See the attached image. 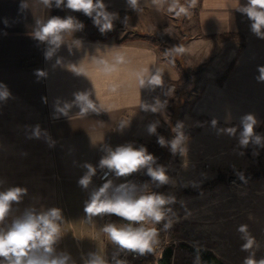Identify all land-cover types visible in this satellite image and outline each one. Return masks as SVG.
Listing matches in <instances>:
<instances>
[{"label":"crops","instance_id":"1","mask_svg":"<svg viewBox=\"0 0 264 264\" xmlns=\"http://www.w3.org/2000/svg\"><path fill=\"white\" fill-rule=\"evenodd\" d=\"M104 2L108 8L133 10L126 0ZM21 3L26 7L22 9ZM240 3L243 5L246 0ZM235 7V0L199 1L193 36L180 44L181 56L195 65L207 61L219 71L232 60L233 64L221 83L216 80L217 74L205 77L199 95L186 113L178 115L176 122H186L182 129L185 135L189 132L204 136L211 143L208 150L217 148L218 144L213 145L212 141L220 137L222 150L226 149L225 142L227 149L237 154L241 148L264 149L253 143L247 147L239 144L241 117L246 114L255 115L258 123L254 132L264 137V82L256 79L258 67L264 66V40L251 33V22ZM139 9L128 17L132 27L137 23L160 26L166 22V5L157 9L151 0H140ZM74 13L64 7L57 8L54 3L46 7L40 0H0V84L11 93L6 102L0 101V178L5 180L4 187L28 189L23 201L13 206L5 224H10L29 206L61 208L65 217L64 236L57 250L70 253L80 264L81 256L93 251L109 257L111 244L100 228L109 221L122 222L114 215L94 218V223L86 220L84 202L91 190L104 181L95 176L89 189H82L78 185L86 171L82 165L97 166L105 146L115 148L135 138L150 136L147 125L151 122L159 120L158 127H163L169 118L166 109L155 114L145 112L140 109V103L141 100L153 103L156 98L167 101V89H141L137 73L146 68L160 69L163 81H168L179 79L180 70L145 37L117 40L91 37L85 31L66 36L53 57L46 59L49 45L33 35L37 21L46 22L52 16L65 18ZM226 34H237L240 38L222 36ZM76 40L81 42L79 47ZM239 44H242L240 50ZM116 53L123 54L125 62L109 73L95 62L102 58L111 63ZM58 59L64 67H53ZM69 64L77 65L86 74L75 75L66 67ZM206 68L210 69V65ZM36 70L47 75L38 78ZM77 90L92 91L93 99L105 111L80 117L76 115L78 109L73 108L70 118L52 119L56 99L70 101ZM213 119L217 121L215 127L211 123ZM121 121L129 122L122 134L116 130ZM37 124L56 141L55 147L49 148L43 138H27L31 127ZM192 126L196 130H184ZM229 127L237 128L234 136L222 131ZM25 152L27 156L22 155ZM112 179L120 184L117 178Z\"/></svg>","mask_w":264,"mask_h":264},{"label":"clouds","instance_id":"2","mask_svg":"<svg viewBox=\"0 0 264 264\" xmlns=\"http://www.w3.org/2000/svg\"><path fill=\"white\" fill-rule=\"evenodd\" d=\"M46 6L55 7L81 12L92 19L94 26L98 28L101 34L112 31L114 22L120 20L117 12L109 11L104 0H40ZM128 7L138 11L140 0H126ZM151 4L157 9L167 6V11L176 16L187 15L190 7H194L196 0H190L188 5L182 4L181 0H151ZM236 11L246 16L250 23L251 33L258 39L264 40V0H246L241 4L240 0H235ZM20 7H26L21 3ZM125 26L128 23V17L125 16L121 21ZM85 25L76 17L69 15L65 18L52 16L46 22L37 21V29L33 35L40 42H46L49 45L45 53L46 59H51L56 51L65 43L66 36L83 31ZM80 41L76 40L77 47ZM171 52L179 55L183 52V47L173 46ZM95 59V58H94ZM97 64L103 65V71L109 73L115 70V66L125 62V57L121 53H116L113 61L109 63L105 59H96ZM64 67L61 60H57L53 65ZM68 67L75 75H84L82 68L75 64H69ZM259 75L257 82H264V66L258 67ZM38 78L45 77L46 72L36 70ZM138 83L141 89L151 88L155 90L164 84L163 73L160 69H143L137 73ZM167 95V93H165ZM11 97L8 88L0 84V101L6 102ZM46 102V101H45ZM167 107V101L156 98L153 103H147L141 100L140 109L145 112L160 113ZM76 108V115L87 117L95 113L99 114L103 109L102 105L93 99V92L90 90H77L72 93V99L62 100L57 98L54 103L52 119H59L61 116L70 118V111ZM215 127L217 121L212 120ZM258 121L254 114H246L241 117L242 131L239 133V144L241 147H247L250 143L264 147V137L254 132ZM160 121H154L147 125L149 135L157 136V143L160 147H167L173 155L177 153L181 156L187 152L188 137L182 131L183 124L177 122L172 131L175 136L171 140H166L164 136L159 135L157 128ZM129 126L128 121H121L117 126V131L121 134ZM228 135L234 136L237 128L229 127L223 129ZM28 139H44L49 148L55 147L56 141L52 139L47 130H42L37 124L31 127V133ZM104 155L100 158L98 165L84 163L82 167L86 169L79 178L78 185L88 190L96 176L97 170H101L104 181L100 186L94 187L89 193L88 199L84 202L83 211L86 220L94 223V218H103L105 216H116L123 222L116 223L109 221L101 228L109 243L113 245V252L109 259L107 255L98 251L89 252L82 255L80 264H129L127 259L121 258L128 254L136 257L153 253L159 245V230L156 225L163 223L165 231L172 228L176 222L173 218L176 213L170 207L175 204L176 197L173 195H164L149 191L147 183L137 185L132 182L114 183L110 178H126L142 170L150 177L153 184L157 187L170 183V177L167 174L165 166L157 163V157L150 153L144 145L135 146L133 143L124 145L103 147ZM242 154V153H241ZM27 156V153H22ZM253 155H258L254 152ZM243 180V174H240ZM5 180L0 178V264H77V261L66 251H58L57 246L64 236L63 225L65 217L63 210L59 207H49L37 209L35 206H29L22 214L12 219L10 224H5L12 212L14 205H19L28 194V189L22 186L4 187ZM237 231L241 234L244 243L241 250L249 252L245 258L244 264H264V258L255 259V253L251 252L258 247L255 238L249 233L248 225L241 224ZM194 264H201L199 255L194 259Z\"/></svg>","mask_w":264,"mask_h":264},{"label":"rangeland","instance_id":"3","mask_svg":"<svg viewBox=\"0 0 264 264\" xmlns=\"http://www.w3.org/2000/svg\"><path fill=\"white\" fill-rule=\"evenodd\" d=\"M199 1L196 0L195 6L189 8L187 15L176 16L166 10V22L163 25L137 23L132 27L129 21L125 26L121 23L122 20H117L114 22L113 30L105 34H101L92 19L83 13L75 12L73 15L85 25L83 31L89 33L91 37L138 39L147 38L144 34L149 33L158 41V47L163 55H166L174 65L173 59L179 61L180 65L177 66L180 70L179 79L164 81L162 86L167 89V103L168 99H172L170 106L166 107V115L174 119L169 122L167 118V123L157 128L158 134L164 136L166 140H171L175 136L172 129L177 124L178 115L188 111L190 103L199 95L201 84L207 79L205 77L217 74V80L228 66L219 71L216 65L207 61L195 65L185 60L181 54L171 52L173 46H180L193 36L192 28L195 25V12ZM181 3L188 5L190 0H181ZM208 65L210 69L206 68ZM183 67L186 68L187 75L183 72ZM181 123L186 124L184 121ZM194 127H184V130L186 128L196 130ZM186 136L190 141L183 156L178 153L173 155L167 147H160L156 135L144 139L135 138L127 142H132L137 147L144 145L158 158L157 163L166 167L170 177L169 184L157 187L145 174L144 183L149 185V191L176 197L177 202L170 205L176 213V217L173 218L176 222L171 229L167 231L163 229L164 244L172 249L171 264H194L192 248L209 249L225 264H244L249 252L241 250L244 241L237 231L241 224L248 225L249 233L257 242L258 247L254 246L250 250L255 253V259L264 258V177L255 179L246 177L250 173L264 170V149L249 151L241 148L236 154L229 151L224 142L223 147L226 149L223 151L221 138L215 137L212 142L213 145L218 144V149L208 150L211 143L208 144L204 136H194L189 132ZM254 152L258 155H253ZM219 174L226 179L224 182L205 187L198 194L184 193V189H198ZM240 174H243V180L240 179ZM117 179L122 183V178ZM163 223L161 222L162 227ZM113 247L110 246L111 254ZM139 264L148 263L144 261Z\"/></svg>","mask_w":264,"mask_h":264},{"label":"trees","instance_id":"4","mask_svg":"<svg viewBox=\"0 0 264 264\" xmlns=\"http://www.w3.org/2000/svg\"><path fill=\"white\" fill-rule=\"evenodd\" d=\"M108 10L113 11V12H117L121 16H124V17L127 16L128 17V16H131V15L135 14L136 12L140 11L141 9H139L138 11L132 10L129 12H123V11H119V10L113 9V8H108ZM144 35L147 37L146 39L151 44L158 46V44H159L158 41L155 38H153L149 33H146ZM222 36H226V37L233 36V37L240 38L239 37L240 35H237V34H226V35H222ZM121 40H125V39H121ZM241 46H242V44H239L238 50H240ZM173 60H174V63L176 66L180 65V63L177 59H173ZM232 64H233V60L228 64V66L223 71V73L221 74L219 79H217L218 83H221L226 78L228 72L230 71V69L232 67ZM182 70L186 74V72H187L186 68L183 67ZM171 101H172V99H168V103H167L168 107L170 106ZM173 120L174 119L171 116H169V122H171ZM170 136H171V134H170ZM229 176H231V175H228V177ZM232 176L235 177V175H232ZM246 177L247 178H253V179L263 178L264 177V170L263 171H256L254 173H250V174L246 175ZM225 180H224V176L219 174L218 176L213 178L211 181L203 183L198 189H195V190L184 189V193L185 194H198L205 187H212L216 183L224 182ZM156 227L159 230V245L156 247V249L153 253H148V254H145L144 256H142L141 262L143 263L144 261H147L148 264H171L172 249L164 244L163 227L161 226V223L159 225H156ZM191 253L193 256H195V258L197 257V255H199V259H200L201 264H225L220 259H218L212 251H210L209 249H206V248H192Z\"/></svg>","mask_w":264,"mask_h":264},{"label":"built area","instance_id":"5","mask_svg":"<svg viewBox=\"0 0 264 264\" xmlns=\"http://www.w3.org/2000/svg\"><path fill=\"white\" fill-rule=\"evenodd\" d=\"M130 143H132V142H130ZM124 144H126V143H124ZM124 144H122V145H124ZM145 174H146V171H144V170H142V171H140L138 173H134V174H132L129 177L122 178L123 179L122 183L132 182V183H135L137 185L145 184L144 183L145 182V176H146ZM102 175H103V172L98 169L97 174H96L97 179L100 180V181H103L101 179ZM112 177H114V176H111L110 178H112ZM108 258L110 259L111 256L108 257ZM121 258L127 259L129 264H139L141 262V260H142V256L136 257V256H134L132 254H128L126 256H122Z\"/></svg>","mask_w":264,"mask_h":264}]
</instances>
